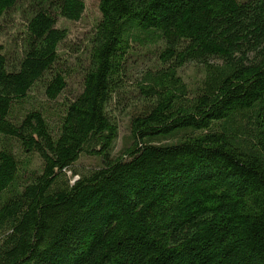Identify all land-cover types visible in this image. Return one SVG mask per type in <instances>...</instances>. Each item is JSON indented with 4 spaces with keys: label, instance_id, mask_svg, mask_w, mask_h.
Returning <instances> with one entry per match:
<instances>
[{
    "label": "trees",
    "instance_id": "16d2710c",
    "mask_svg": "<svg viewBox=\"0 0 264 264\" xmlns=\"http://www.w3.org/2000/svg\"><path fill=\"white\" fill-rule=\"evenodd\" d=\"M84 10L0 0V264H264V0Z\"/></svg>",
    "mask_w": 264,
    "mask_h": 264
},
{
    "label": "rangeland",
    "instance_id": "374dc122",
    "mask_svg": "<svg viewBox=\"0 0 264 264\" xmlns=\"http://www.w3.org/2000/svg\"><path fill=\"white\" fill-rule=\"evenodd\" d=\"M84 2H85V10L82 17L78 21L72 23L64 22L66 26H68L70 29V38L78 42V45L81 42V40L85 39L91 27V24L93 23V20L97 18L99 14L98 0H84ZM1 39L5 41L7 40V37L5 36L2 37ZM213 61L218 62L217 60H213ZM192 68L193 65L188 64V66L184 69V73L190 74L192 72ZM33 100L36 104L42 100V96L40 92L36 91ZM118 119H119V136L116 141V149L120 146L121 136L126 133V129H125L126 115L124 111L118 112ZM96 164H97V159L94 156L82 155L75 162L73 167L78 170H83L88 167H93ZM67 174H70V171H67Z\"/></svg>",
    "mask_w": 264,
    "mask_h": 264
}]
</instances>
